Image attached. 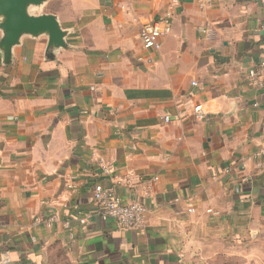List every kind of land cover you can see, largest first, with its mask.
I'll return each mask as SVG.
<instances>
[{
	"label": "crops",
	"instance_id": "1",
	"mask_svg": "<svg viewBox=\"0 0 264 264\" xmlns=\"http://www.w3.org/2000/svg\"><path fill=\"white\" fill-rule=\"evenodd\" d=\"M167 10L172 34L145 50L142 26ZM42 13L66 49L44 35L10 64L0 51V264H264V68L261 89L248 77L264 63V0H48ZM97 184L145 205L146 227L104 220Z\"/></svg>",
	"mask_w": 264,
	"mask_h": 264
},
{
	"label": "built area",
	"instance_id": "2",
	"mask_svg": "<svg viewBox=\"0 0 264 264\" xmlns=\"http://www.w3.org/2000/svg\"><path fill=\"white\" fill-rule=\"evenodd\" d=\"M173 26L174 17L171 10L165 11L156 20L144 24L140 32L143 48L147 51H160L162 41L172 34ZM263 68L264 63L261 64L260 68L251 69L248 75L250 82L258 89L263 87L260 80ZM255 106H258V104H255ZM195 113L196 117L200 120L206 116L201 105L195 108ZM169 121V117H166L165 122ZM105 170L107 172L110 171L108 168H105ZM225 171L229 178H234L237 175L241 176L244 171V163L242 160H236ZM69 188L74 189V184L70 185ZM94 199L102 209V217L104 220H111L117 227L125 230L137 231L146 227L147 208L142 203H126L115 189L102 184L95 186ZM190 212L192 213L194 210L191 209Z\"/></svg>",
	"mask_w": 264,
	"mask_h": 264
},
{
	"label": "water",
	"instance_id": "3",
	"mask_svg": "<svg viewBox=\"0 0 264 264\" xmlns=\"http://www.w3.org/2000/svg\"><path fill=\"white\" fill-rule=\"evenodd\" d=\"M47 1L0 0V30L3 33L0 51L5 64L12 62L13 49L20 45L24 36H47L49 52L68 47V32L62 28L58 18L42 13V7Z\"/></svg>",
	"mask_w": 264,
	"mask_h": 264
},
{
	"label": "rangeland",
	"instance_id": "4",
	"mask_svg": "<svg viewBox=\"0 0 264 264\" xmlns=\"http://www.w3.org/2000/svg\"><path fill=\"white\" fill-rule=\"evenodd\" d=\"M39 12H41V11H37V13H39Z\"/></svg>",
	"mask_w": 264,
	"mask_h": 264
}]
</instances>
